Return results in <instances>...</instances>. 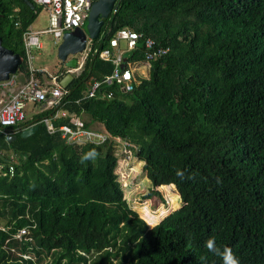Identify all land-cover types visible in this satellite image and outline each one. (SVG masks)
I'll list each match as a JSON object with an SVG mask.
<instances>
[{"label": "trees", "instance_id": "16d2710c", "mask_svg": "<svg viewBox=\"0 0 264 264\" xmlns=\"http://www.w3.org/2000/svg\"><path fill=\"white\" fill-rule=\"evenodd\" d=\"M41 11L0 0L2 46L24 60L17 75L28 76L22 38ZM104 25L59 109L134 145L148 197L174 186L182 206L149 229L113 175L111 144L67 145L43 123L9 143L13 129L0 128L3 172L12 153H28L13 178L0 175V264H222L212 238L240 264H264V0H120ZM122 29L168 53L132 92L84 98L111 75L97 52Z\"/></svg>", "mask_w": 264, "mask_h": 264}, {"label": "built area", "instance_id": "2783aa9c", "mask_svg": "<svg viewBox=\"0 0 264 264\" xmlns=\"http://www.w3.org/2000/svg\"><path fill=\"white\" fill-rule=\"evenodd\" d=\"M95 1L32 0L36 7L47 13L49 29L41 31L29 29L23 35L22 41L28 76L17 75L16 73L10 76L7 81L0 82V128L11 130L16 127L26 128L43 123L49 134L59 133L61 139L67 145L81 146L89 144L100 146L109 143L113 147L118 148V154L117 151L113 153L115 157L113 175L117 176L119 180V177L127 176L128 178L133 175L135 170L133 166L137 157L135 146L126 140L109 135L104 129L86 127L85 122L76 114L59 109L64 97L68 94V91L60 86V81L67 74L72 75L74 78L80 76L85 60L91 52L93 41L86 37V49L79 57H75L77 60L75 69L62 66L59 72L53 75H46L44 72L36 71L33 66V60L35 59L33 55L34 49H43L41 37L50 35L56 43H62V38L65 34L73 32L75 29H83ZM140 38L141 36L129 29H122L108 42L107 48L97 52L100 60L111 62L113 68L110 76H106L102 80H91L90 85L84 91V98H95L101 88L105 86H114L121 93H130L134 88H138L142 83L149 81L151 63L165 56L168 53V49L158 46L152 39H145L140 44ZM120 42L127 44L125 50L119 49ZM141 49L143 51V60L129 61L127 58L122 57L125 52L131 54ZM38 74L40 76H37ZM19 76H22L24 81L20 82ZM100 92L101 98L104 100L108 101L113 98L110 91ZM29 107H33L32 112H30L33 116L27 120L26 113ZM47 112L49 113L48 115ZM45 113L46 115H44ZM40 116V120L36 119ZM60 118L67 119L69 124H62L56 127L54 122ZM28 122L30 123L27 124ZM27 157L28 153L26 152L12 153L9 157L8 171L3 172V168L0 166V175L3 178L7 176L8 178H13V166L17 162L26 161ZM118 182L122 187V181L119 180ZM123 189L125 188L122 187ZM26 234L27 228H22L16 231L13 237L21 239ZM21 258L27 260L29 257L21 256Z\"/></svg>", "mask_w": 264, "mask_h": 264}, {"label": "rangeland", "instance_id": "374dc122", "mask_svg": "<svg viewBox=\"0 0 264 264\" xmlns=\"http://www.w3.org/2000/svg\"><path fill=\"white\" fill-rule=\"evenodd\" d=\"M32 27L34 31L48 30L49 19L47 13L41 11L38 19ZM84 27L83 31L86 30V25ZM41 43L43 44L42 50L34 49L33 55L35 60H33V66L36 71L44 72L46 75H53L59 72L62 67V64L57 57V49L61 43H56L50 35L41 37ZM126 46L127 44L125 42L119 43L120 50H125ZM128 55L129 53L125 52L122 57L126 58ZM32 109L33 107L27 108V120L33 116L30 114V110ZM35 111L38 112L37 110ZM97 126L99 125L96 123L90 125L93 129H99ZM112 150L113 153H116L115 151H117L118 154V148L112 147ZM133 168H135V170L131 177L127 178V176H122L119 177V180L122 181V187L125 188L123 191H125V198L128 201L130 208L139 215L140 219L147 224L149 229H152L174 211L181 208V194L177 193L174 186H170L160 187L156 190L160 197H148L152 190V186L147 179L143 162L139 161L137 157ZM172 201L173 205H171ZM3 224L4 221L0 220V227L3 226ZM18 256L19 254H17V257Z\"/></svg>", "mask_w": 264, "mask_h": 264}, {"label": "water", "instance_id": "95a60500", "mask_svg": "<svg viewBox=\"0 0 264 264\" xmlns=\"http://www.w3.org/2000/svg\"><path fill=\"white\" fill-rule=\"evenodd\" d=\"M21 2L30 10L35 11L36 7L33 3H30L28 0H21ZM119 2L120 0H96L88 15L86 30L75 29L73 32L67 33L63 36L62 43L57 49V57L62 66L70 69H75L77 67V60L75 57L84 53L87 42L86 37L92 41H97L99 39L101 29L104 26V21L110 14H115ZM70 57L72 58L69 60ZM22 63L23 58L20 55L15 54L12 50L3 47L0 38V82H5L10 76L15 75ZM73 80L74 77L67 74L60 81V86L63 89H67ZM37 130L38 125H33L26 128L20 127L16 129L15 132L20 133L22 139H27L32 137ZM15 139V134L7 137L9 143Z\"/></svg>", "mask_w": 264, "mask_h": 264}, {"label": "clouds", "instance_id": "9594fccd", "mask_svg": "<svg viewBox=\"0 0 264 264\" xmlns=\"http://www.w3.org/2000/svg\"><path fill=\"white\" fill-rule=\"evenodd\" d=\"M206 248L209 252H212L214 255L219 256L221 258L222 264H240L239 258L233 253L231 248H223L217 247L214 238L209 239L206 242ZM201 261H205L206 257H201Z\"/></svg>", "mask_w": 264, "mask_h": 264}, {"label": "crops", "instance_id": "0c3cea01", "mask_svg": "<svg viewBox=\"0 0 264 264\" xmlns=\"http://www.w3.org/2000/svg\"><path fill=\"white\" fill-rule=\"evenodd\" d=\"M30 29H32L33 30V27H30ZM19 80H20V82H22V81H24V78L22 77V76H19ZM33 111H35V110H33ZM30 112H32V110H30ZM36 112V111H35ZM30 114H32V113H30ZM33 115V114H32ZM97 127H99V129H103V127L101 126V125H99V126H97Z\"/></svg>", "mask_w": 264, "mask_h": 264}, {"label": "flooded vegetation", "instance_id": "af4514ba", "mask_svg": "<svg viewBox=\"0 0 264 264\" xmlns=\"http://www.w3.org/2000/svg\"><path fill=\"white\" fill-rule=\"evenodd\" d=\"M18 128H20V127H16V128H14L13 130L10 131V133H12V134H16L15 131H16V129H18Z\"/></svg>", "mask_w": 264, "mask_h": 264}, {"label": "bare ground", "instance_id": "6f19581e", "mask_svg": "<svg viewBox=\"0 0 264 264\" xmlns=\"http://www.w3.org/2000/svg\"><path fill=\"white\" fill-rule=\"evenodd\" d=\"M87 25V24H86ZM105 26V25H104ZM85 28V27H84ZM94 42V41H93ZM43 45V44H42ZM165 48V47H164ZM36 51V50H35ZM128 53V52H127ZM35 60V59H34ZM86 61V60H85ZM25 63V62H24ZM85 66V65H84ZM20 68V67H19ZM39 72V71H38ZM39 76V75H38ZM89 145V144H88ZM116 152V151H115Z\"/></svg>", "mask_w": 264, "mask_h": 264}]
</instances>
